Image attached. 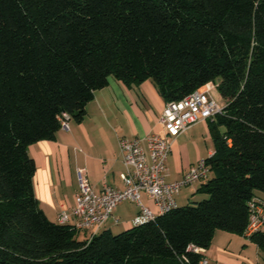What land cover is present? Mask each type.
<instances>
[{"label": "trees", "instance_id": "16d2710c", "mask_svg": "<svg viewBox=\"0 0 264 264\" xmlns=\"http://www.w3.org/2000/svg\"><path fill=\"white\" fill-rule=\"evenodd\" d=\"M109 77L150 80L165 103L212 83L224 108L208 119L206 199L82 240L41 210L28 148L54 139L63 113L81 122ZM254 196L264 198V0H0V264H198L189 247L207 250L216 231L244 236ZM248 240L264 251V234Z\"/></svg>", "mask_w": 264, "mask_h": 264}, {"label": "crops", "instance_id": "0c3cea01", "mask_svg": "<svg viewBox=\"0 0 264 264\" xmlns=\"http://www.w3.org/2000/svg\"><path fill=\"white\" fill-rule=\"evenodd\" d=\"M211 92L219 103H224L215 88ZM164 105L165 101L152 81L125 86L109 77L107 86L96 91L94 98L86 105V114L81 122L70 119L67 128L60 127L54 139L41 140L29 146L28 155L35 163L34 194L48 219L59 224L60 213L73 207L78 188L77 172L80 169L85 170L89 184L97 191L105 185L122 188L120 175L124 172V167L119 140L145 139L150 134L165 135L160 121ZM209 120L201 121L184 134L170 139L167 182L180 180L199 159H207L213 155L215 147L208 128ZM142 145L146 151L144 140ZM201 184L185 187L187 197L199 194L197 190ZM141 202L156 213L145 194L141 195ZM139 213L140 209L136 205L133 215L125 220L123 215H115L113 211L112 217L100 229L112 232V227L121 221L124 224L123 231L131 229L133 220ZM114 219L119 222L115 224ZM90 233L86 231L79 234L80 239L89 240L92 237ZM98 233L97 231L95 234ZM248 241L242 239V236L216 231L210 247L203 255L209 264H239L233 259L239 249L236 248L251 245ZM243 252L245 251L240 253ZM257 258L258 256L251 263Z\"/></svg>", "mask_w": 264, "mask_h": 264}, {"label": "built area", "instance_id": "2783aa9c", "mask_svg": "<svg viewBox=\"0 0 264 264\" xmlns=\"http://www.w3.org/2000/svg\"><path fill=\"white\" fill-rule=\"evenodd\" d=\"M214 88L215 85L209 83L202 90L194 91L179 101L166 102L160 120L165 135L150 134L145 139L119 140L124 167V172L120 175L122 188L105 185L97 191L89 184L85 170H78V188L73 207L60 213L59 223L69 226L79 234L91 231V235H94L112 217L118 204L129 201L140 209L132 223L137 226L175 209V196L182 188L205 183L210 175L206 159H199L175 182H167V160L171 151L170 139L184 134L201 121L214 118L223 110L224 104L212 96L211 91ZM70 119L68 114H61L58 118L60 127L67 128ZM143 140L146 151L142 145ZM142 194L152 202L156 213L142 204ZM248 208L249 217L244 237L248 238L254 233L264 234V198L254 196L248 202ZM118 222L114 219L115 224ZM189 250L199 254L205 251L193 246ZM198 264L209 262L203 256ZM251 264H264V261L256 260Z\"/></svg>", "mask_w": 264, "mask_h": 264}, {"label": "rangeland", "instance_id": "374dc122", "mask_svg": "<svg viewBox=\"0 0 264 264\" xmlns=\"http://www.w3.org/2000/svg\"><path fill=\"white\" fill-rule=\"evenodd\" d=\"M186 191H187V188H183L181 190L180 194L175 196L177 206L195 205V204L199 203L200 201L207 198V196L203 195V194H197L194 197H192V196L187 197ZM61 198H62V196H61ZM135 210H136V205L134 203L129 202V201H124L115 207L114 212H115V215H118V216L123 215L122 218L126 220L127 218H129L133 215ZM107 224L109 225L110 221ZM123 229H124V224H123V221H121V223L112 227V232H113V234H118V233L122 232ZM101 231H102V229L98 230V232H101ZM80 238H81V236L77 237V239H80ZM242 239L248 240V239L244 238V236H242ZM248 242H250V241H248ZM236 250H237V252H236L237 254H235V258H233V259L237 260V263H239V264H250L255 259V257H257V256H258V258L256 260L264 261V251H258L252 243H251V245H248L247 247L239 246L236 248ZM242 250L245 252L240 253ZM256 251H257V255H256ZM248 259H250V260H248Z\"/></svg>", "mask_w": 264, "mask_h": 264}]
</instances>
